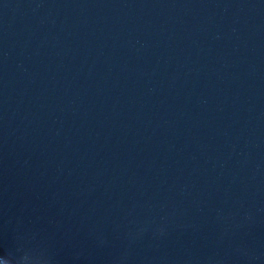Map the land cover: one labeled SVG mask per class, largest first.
I'll use <instances>...</instances> for the list:
<instances>
[{
  "label": "water",
  "instance_id": "1",
  "mask_svg": "<svg viewBox=\"0 0 264 264\" xmlns=\"http://www.w3.org/2000/svg\"><path fill=\"white\" fill-rule=\"evenodd\" d=\"M0 264H264V0H0Z\"/></svg>",
  "mask_w": 264,
  "mask_h": 264
}]
</instances>
